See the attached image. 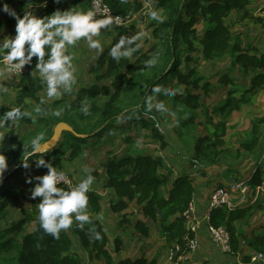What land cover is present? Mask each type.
Segmentation results:
<instances>
[{"label": "trees", "instance_id": "trees-1", "mask_svg": "<svg viewBox=\"0 0 264 264\" xmlns=\"http://www.w3.org/2000/svg\"><path fill=\"white\" fill-rule=\"evenodd\" d=\"M11 2L12 0H3L0 4ZM106 2L114 13L133 18V21L141 16L147 2L154 3L156 8L163 10L166 19L163 23H157L146 14L142 17L149 19V27L152 29L153 42L147 50L142 44L139 51L117 63L109 55V48L104 49L90 68L89 72L94 77L91 85L74 89L73 100L63 97L54 100L52 106L46 102L40 104L41 92L45 90V86L41 84L38 76L34 78L30 75L31 71L35 70V57L33 63L29 65V71L19 77L15 107L31 112V102L34 101L46 114L38 115L35 120L29 116L23 117L16 123L30 128L21 134L13 125L0 142V154L6 155L9 165L0 177V264H85L82 255L74 250V236L77 237L83 251L99 259L105 258L107 264H158L159 257L152 260L146 256L137 259L120 258L117 261L114 259L108 248L110 239L106 229L93 216V213H98L102 206L101 196L94 190L88 194V212L92 223L80 228L78 222H74L67 231H61L59 239L44 232L34 212L15 219L10 225L5 226L2 223L8 214L9 199L13 190H19V186L6 188L4 185L1 186V182L11 179L24 168L21 166L22 160L27 154L24 157L20 156L23 146L37 134L44 133V140L41 141L43 143L52 137L59 122H66L72 127V131L63 132L62 139L60 138L51 150L56 154V158L51 159L52 154L46 151L30 156L25 161L30 163L33 159L45 156V159L51 160L58 170L62 168L61 155L67 148L69 157L76 159L81 155L84 146L100 144V140L111 135L113 131L115 134L112 136L117 137L118 131L122 128L128 132H131L132 128L135 129L136 136L140 127L149 129L163 150L168 146L166 136L153 124L156 116L145 111V95H151V86L160 84L165 88L178 89L177 94L172 97L173 102L176 106L181 105L187 112L185 117H181L180 125L198 128L201 124L198 119L199 112L206 106L202 102L201 94L191 92L190 88L202 89L206 95H210L211 82L200 74L193 53L201 51L202 58L209 61L222 59L228 55L233 59L234 67L250 76V83L242 89L228 88L225 98L214 106V111L222 116L221 121L216 122L214 133L199 136L195 141L193 161L212 165L220 163L225 153L223 146L226 142L228 117L264 89V52L253 44H241L227 24V18L234 12L239 13L243 19L254 17L250 8L252 0H128L127 3H122L121 0H106ZM20 6L14 9L22 15L28 7L23 3ZM257 19L264 21L262 18ZM131 22L117 28L120 37L135 34ZM15 23L13 17L0 11V37L3 28L11 29ZM202 24L205 26L200 45H197L196 39L200 38L199 30ZM156 53H159L157 66L145 68L144 62ZM104 80H111V83L101 84ZM220 80L226 86L234 85L233 79L227 74ZM181 86H184V90ZM101 98H105V101L99 103ZM127 99L129 103L125 102ZM85 100L90 106L87 115L82 111ZM55 110H59L61 115H52ZM4 111L0 107V114ZM211 117L209 114V118ZM128 118L132 119L130 124H123ZM262 125L264 115L253 119L250 136L241 144L244 150L251 152L260 145L263 136ZM132 140H128L130 144ZM112 151V156L110 155L103 164L106 172L105 186L114 189L117 195L116 200L109 201L110 209L119 213L127 210L130 204L135 202L143 215L157 224L169 246L178 243L183 252L188 251L184 240L188 233L184 213L194 200L193 178L183 173L171 179L173 172L166 167L160 155ZM237 156L240 157V154ZM263 182V171L258 167L250 184L256 187ZM60 186L66 187V184ZM219 186L227 188L224 184ZM249 212L248 208L242 207L233 209L219 207L211 212L210 223L228 229L235 253H238L240 248V235L235 223L247 218ZM33 221L35 222L33 229H29L28 223ZM136 227L145 235H149L150 227L143 219L136 221ZM92 229L100 232L103 238L94 239ZM190 235L194 236L192 233ZM115 244V249L119 253L121 240H116ZM248 245L254 252H264V227L252 234Z\"/></svg>", "mask_w": 264, "mask_h": 264}, {"label": "rangeland", "instance_id": "rangeland-1", "mask_svg": "<svg viewBox=\"0 0 264 264\" xmlns=\"http://www.w3.org/2000/svg\"><path fill=\"white\" fill-rule=\"evenodd\" d=\"M147 2L145 4L148 5ZM262 0H253L251 4V11L254 17L243 19L241 15L234 12L227 18V24L230 26L231 30L237 36V39L241 44H253L261 52H264V21H260L257 18L264 19V13L262 11ZM146 7L139 15L136 20L131 23L134 26L133 32L137 33L139 31H146L148 35L143 39L144 49L147 50L153 42L152 29L149 27V19L142 17L145 15ZM204 24L201 25L199 30L200 38L196 39V44L200 45V39L202 38ZM15 29L4 30L2 37L13 35ZM103 47L105 44L109 43L112 46L114 41H108L107 43L102 42L101 37H99ZM110 39V38H109ZM104 40V39H103ZM114 40V36H113ZM84 45L87 47L86 42ZM196 65L200 74L205 76L209 82H211V92L210 95H206L205 91L202 89L195 90L190 88L193 93H200L202 96V102L205 103V109L199 112L198 119L201 124L198 128H193L191 126L182 127L180 125L182 119L185 117L187 112L182 108L181 105L176 106L173 102L172 97H165L157 95L155 97L156 101L163 102L165 108L168 110L165 113H158L153 109L152 113L156 116L153 120V124L158 126L162 133L166 136L168 141V146L165 149H161L160 142L154 138L149 129L140 127L138 131V136H136L135 129L132 128L131 132H128L123 128L118 131L117 137L109 135L106 138L100 140V144H90V146H84L81 155L76 159H71L69 157L68 148L61 156V170L70 177L71 183L78 182V178L83 175L81 169L83 166L91 168L92 175L95 177V181L92 185V190L98 196H101V209L98 213H93L106 229L109 236L110 242L108 245L114 259L117 261L120 258H132L137 259L142 256H146L149 260L158 258V264H172L169 259V251L171 246L168 245L166 240L163 238L159 231L157 224L153 223L149 218L145 217L135 202L130 204L127 210L121 211L119 213L113 212L109 207V201L111 199L116 200L117 195L114 189L105 186L106 172L104 168V163L107 162L110 155L112 156V150H116L117 153H145L160 155L164 158V162L167 166L175 167V173H186V171L191 172L196 179V182H204L205 185L215 188L218 187L220 183L228 186L237 181L247 179L254 173V168L257 166L259 161H261L264 155V125L261 126L263 132V142L258 147L257 150L253 152H248L241 147L242 142H245L249 136L253 125V119L264 115V89L252 98V100L246 104H243L239 110L233 112L231 116L227 119V134L225 135V153L221 157L220 163L209 165L207 163L201 164L193 161L195 141L197 137L203 136L205 134L212 135L216 128V122L221 121L222 116L218 112L214 111V106L224 99L228 88H245L250 83V76L245 75L238 67L232 65L233 59L230 56H225L222 59L217 60H204L202 58V52H194ZM92 59L91 61H93ZM3 67V66H0ZM85 68H88L87 66ZM84 68V69H85ZM80 69L77 72V83L74 86L78 89L82 86H90L94 77L86 73V69ZM229 75L234 82L228 86L221 81V77L224 75ZM10 77L7 73L0 71V88H7V93H0V98L3 97L4 105L6 109L14 107L15 97L17 94V87L15 83L10 82ZM7 83V84H6ZM110 84L111 80H104L101 84ZM184 90V86H181ZM68 94V95H67ZM240 95V91L238 93ZM41 96L45 98L47 105L52 106L54 100L69 97L70 100L75 99V95L71 93H65L58 98L48 99L46 97V90L41 92ZM2 101V99H0ZM105 98L99 99V103L104 102ZM129 103L130 101L125 100ZM38 104L34 101L31 102V111ZM209 112L207 113V111ZM211 114V118H209ZM180 117V119H179ZM131 118L126 119L123 124H130ZM15 125L17 131L24 134L30 127L22 125L19 123L3 124L0 125V139ZM134 127V126H133ZM135 137V138H133ZM133 139L132 143L128 141ZM62 139V138H61ZM25 145L29 144V141L25 142ZM52 158H56V154L48 151ZM27 152H24V146L22 154L20 156H25ZM240 154V157L237 156ZM39 158H46L39 157ZM38 159V158H36ZM264 161V160H263ZM261 164V171L264 170V164ZM206 167L205 172L202 170ZM263 169V170H262ZM208 170V171H206ZM47 172L46 168H37L35 160L33 159L30 163L29 168H23L22 171L15 174L11 179H7L1 182V186L9 188L14 187V185L19 186V190H13L11 196L8 214L2 223L7 226L10 225L15 219L21 218V216H26L29 213L34 212L38 216L37 203L40 198L32 199L31 188L35 185L36 181L34 177L36 175H42ZM250 174V175H249ZM199 175V176H198ZM33 177L32 183H27V179ZM216 187V188H217ZM102 216V219L98 218ZM136 217V218H134ZM124 218V219H123ZM138 219H143L145 223L150 227L149 235H145L136 227V221ZM136 220V221H135ZM35 222L28 223V228L33 229ZM118 238V239H117ZM116 240H121L120 252L118 253L115 249ZM74 250L79 252L85 260V264H107L105 258H96L81 249V245L74 236Z\"/></svg>", "mask_w": 264, "mask_h": 264}, {"label": "clouds", "instance_id": "clouds-1", "mask_svg": "<svg viewBox=\"0 0 264 264\" xmlns=\"http://www.w3.org/2000/svg\"><path fill=\"white\" fill-rule=\"evenodd\" d=\"M59 3V0H57ZM127 3L128 0H121ZM100 0H92V6L88 8L70 7L67 9L57 8L50 14L39 15L31 7L24 10L21 15L7 3H4L0 11L7 13L16 21L15 33L0 37V65L8 72H23L26 65L33 63L36 58L35 70L30 75L39 77L42 85L45 86L46 97L48 99L58 98L65 93H71L77 83V67L73 50L78 43L83 40L88 49L96 50L97 54L104 51V47L99 39L102 30H110L115 24H120L119 17H113L105 8L101 10L98 5ZM31 4V0H29ZM146 16L157 23H163L166 17L162 9L155 7V4H148ZM264 6L262 7V10ZM148 35L146 31H139L131 36H121L109 48V55L117 63L123 58L131 57L142 47L143 39ZM159 53L152 55L144 62V67L151 69L157 66ZM178 89L165 88L160 84H153L150 88L151 95H145V111L152 112L155 109L158 113H165L168 110L163 102L156 101L157 95L173 97ZM7 88H0V93H7ZM45 103V98L41 97L40 104ZM82 111L89 114L90 106L86 100L83 102ZM35 113V115L33 114ZM46 114L40 105L30 111L22 110L21 107H10L0 114V125L16 123L25 116L33 120L38 115ZM54 116H60L61 112L55 110ZM112 134H115L113 131ZM44 140V133H39L33 137L28 145H24V152L27 156L22 160V167L29 168L30 163L25 162L28 157L37 153L45 152L50 142L41 143ZM37 168H46L47 172L34 177L36 183L31 188V198H40L37 205L40 227L45 233L55 239H59L61 231H67L74 222L83 228L85 224H91L92 220L88 212L89 192L95 177L92 169L83 166V175L78 178V182L71 183L65 180V171L58 170L53 166L51 160L45 158L34 159ZM32 161V160H31ZM8 158L5 154H0V177L8 169ZM33 177L27 179L31 184ZM66 184V187H61ZM102 219V216H98ZM93 238L101 240L102 234L94 229Z\"/></svg>", "mask_w": 264, "mask_h": 264}, {"label": "crops", "instance_id": "crops-1", "mask_svg": "<svg viewBox=\"0 0 264 264\" xmlns=\"http://www.w3.org/2000/svg\"><path fill=\"white\" fill-rule=\"evenodd\" d=\"M1 1L3 0H0V2ZM263 2L264 0H262V3ZM22 3L27 5L28 8L31 7L32 5L31 10H33L39 15L50 14L57 8L67 9L70 7H81V8L86 9L90 7V0H59V3L57 2V0H31V4H29V0H12L11 3H7V4L11 8H20L21 7L20 5ZM2 6L3 5L0 4V8H2ZM263 6L264 4H262V7ZM6 29L8 30L15 29V25L11 29L7 27L3 28L1 31V37H2L3 31ZM113 36H114V40H113ZM100 37H101L102 42L104 43H107L109 40L110 41L112 40V42L114 41L115 43L120 38L118 29L114 25L110 28V30H107V31L102 30ZM84 43L85 41L81 40L78 43L77 47L73 50V54L76 57V60L74 61V63L77 67V72L80 71L81 68L84 69L87 66L88 68H85V69H86V73L89 75V78H90V76L92 75L89 72L90 68L96 62L97 58L99 57L101 53L97 54L96 50L88 49V47H86ZM110 45L111 44L109 43L105 44L104 49L110 48L111 47ZM92 59L94 60L91 61ZM0 71L5 72V74L7 73V76L10 77L11 79L10 82H13L10 85H13L15 83L17 87L18 81H19V77L17 75H15L13 72H8L3 67H0ZM0 99H2V101H0V107L3 110L7 111L8 109H6L4 102H3L4 98L1 97ZM15 100H16V97H15ZM14 107H15V103H14ZM2 139L3 138L0 139V142ZM262 142H263V136H262L260 145L262 144ZM258 147L254 150H257ZM262 158H264V155L262 156ZM263 160L264 159H261V161H259L257 166L254 168V173L258 167H260L261 169L260 163H262L263 165L264 164ZM166 167H169V169H171L173 172L171 179H173L178 174H183V173H177V172L175 173V170H176L175 167L172 168L171 166H167V165ZM205 169L206 167H204V169L202 170L203 172H201V174L204 173ZM22 170L23 169H21L20 171ZM186 173L189 174L194 180L195 195H194L193 203L196 207V211H197L196 215L198 216V219L201 220L199 229L195 233L199 246L195 251L189 252V258H188L189 264H199V263L240 264V262L243 260H246V258L249 259V257L254 253V250L251 249L250 246L248 245V240L251 238L252 234L262 230L264 227V182L262 185H258L256 187H253L250 184V190L248 191L247 199L241 206H239L242 208H248L250 210L249 215L247 218L235 223L236 227L238 228V233L240 235L239 251L238 253H235V254H226V253H223L220 250V248L216 245V243L214 242L212 235L209 231L208 221L205 218L210 209L211 195L217 186L215 188L209 187L208 185H205L204 182H200L198 184L196 182V179L194 178L195 176L193 174L191 175V172L186 171ZM252 177L253 175L243 180H251ZM263 178H264V170H263ZM227 189L229 190L231 198L234 201L239 200L240 193L238 190L232 188V184L228 185Z\"/></svg>", "mask_w": 264, "mask_h": 264}, {"label": "built area", "instance_id": "built-area-1", "mask_svg": "<svg viewBox=\"0 0 264 264\" xmlns=\"http://www.w3.org/2000/svg\"><path fill=\"white\" fill-rule=\"evenodd\" d=\"M91 6H92V0H90V7ZM98 7L101 10H104L106 8L107 11L113 17H119L120 24L119 25L114 24V26H116L117 28L120 26L127 25L131 21H133V18L124 17L122 15H118L114 13L107 4L106 0H100ZM262 11L264 13V9ZM29 69L30 66L26 65L23 72H13V73L18 77H20L25 73H27ZM65 180L71 182L70 177L67 174L65 175ZM249 181L250 180H241L232 184V188L238 190L240 193V198L237 201H234L231 198L229 190L225 187L218 186L211 195L210 209L205 218L208 221L209 231L212 235L214 242L223 253L235 254L232 246L231 235L225 226L217 227L210 223L211 212L219 207L233 209L235 207L241 206L246 201L248 191L250 190ZM196 212H197L196 207L192 202L189 206V209L184 213L186 219V226L188 229V233L184 236V240L186 241L187 244L186 246L188 248V251L183 252L180 244L178 243L174 244L170 248L171 250L169 251V255H168V259L172 264H189L188 262L189 252L195 251L199 246L195 233L199 229L201 220L198 219ZM191 233L194 234V236H191L190 235ZM199 264H204V263H199ZM240 264H264V252H254L249 257V259L241 261Z\"/></svg>", "mask_w": 264, "mask_h": 264}, {"label": "water", "instance_id": "water-1", "mask_svg": "<svg viewBox=\"0 0 264 264\" xmlns=\"http://www.w3.org/2000/svg\"><path fill=\"white\" fill-rule=\"evenodd\" d=\"M72 130H73L72 127L69 124H67L66 122H59L54 129V133H53L52 137L50 139H48L47 141H45V142H50V146L46 151L52 150L57 145V143L60 140L63 132L72 131ZM45 142H43V143H45Z\"/></svg>", "mask_w": 264, "mask_h": 264}]
</instances>
